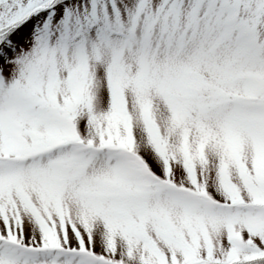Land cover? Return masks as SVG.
I'll return each mask as SVG.
<instances>
[{"label":"snow or ice","instance_id":"6c2138e0","mask_svg":"<svg viewBox=\"0 0 264 264\" xmlns=\"http://www.w3.org/2000/svg\"><path fill=\"white\" fill-rule=\"evenodd\" d=\"M0 264H264V0H0Z\"/></svg>","mask_w":264,"mask_h":264}]
</instances>
